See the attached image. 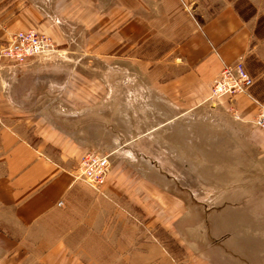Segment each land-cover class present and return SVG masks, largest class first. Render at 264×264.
Returning <instances> with one entry per match:
<instances>
[{"label":"crops","instance_id":"obj_1","mask_svg":"<svg viewBox=\"0 0 264 264\" xmlns=\"http://www.w3.org/2000/svg\"><path fill=\"white\" fill-rule=\"evenodd\" d=\"M252 19L233 0H0V46L34 29L55 48L0 60V264H264ZM239 58L252 86L209 100ZM92 150L99 191L74 178Z\"/></svg>","mask_w":264,"mask_h":264},{"label":"built area","instance_id":"obj_2","mask_svg":"<svg viewBox=\"0 0 264 264\" xmlns=\"http://www.w3.org/2000/svg\"><path fill=\"white\" fill-rule=\"evenodd\" d=\"M55 51L53 40L34 29L19 30L12 33L7 42L0 46V60H7L14 66L25 64L31 58L47 56ZM253 84V78L245 69L241 58L223 66L209 86L208 98L211 101L224 95L245 93ZM253 123L264 130V104L259 106ZM110 170L107 155L87 151L79 159L74 169V178L85 181L99 191ZM59 204H62L60 201Z\"/></svg>","mask_w":264,"mask_h":264},{"label":"rangeland","instance_id":"obj_3","mask_svg":"<svg viewBox=\"0 0 264 264\" xmlns=\"http://www.w3.org/2000/svg\"><path fill=\"white\" fill-rule=\"evenodd\" d=\"M233 2L244 17L253 18L256 36L264 42V0H233ZM80 181L87 184L83 180Z\"/></svg>","mask_w":264,"mask_h":264}]
</instances>
